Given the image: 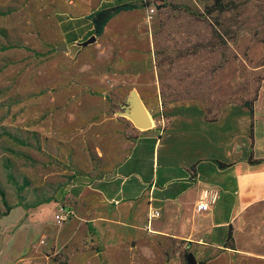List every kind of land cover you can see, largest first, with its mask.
<instances>
[{"label": "rangeland", "instance_id": "obj_1", "mask_svg": "<svg viewBox=\"0 0 264 264\" xmlns=\"http://www.w3.org/2000/svg\"><path fill=\"white\" fill-rule=\"evenodd\" d=\"M223 1L206 13L213 0H0V189L13 206L0 215V264H264L194 217L184 228L180 211L166 224L163 204L147 207L136 239L105 248L87 205L134 169L150 190L165 101L199 100L210 116L258 96L264 118V0ZM122 2L146 5L94 35L86 16ZM43 199L42 212L23 207ZM60 207L73 213L57 223Z\"/></svg>", "mask_w": 264, "mask_h": 264}, {"label": "crops", "instance_id": "obj_2", "mask_svg": "<svg viewBox=\"0 0 264 264\" xmlns=\"http://www.w3.org/2000/svg\"><path fill=\"white\" fill-rule=\"evenodd\" d=\"M257 100L258 96L252 115L239 104L226 103L211 121L204 119L199 100L160 105L151 132L150 190L142 191L141 170L134 169L123 176L116 191L102 190L101 197L87 202L95 209L92 225L101 233L104 247L136 239L147 207L163 204L170 220L166 224H173L180 211L184 228L194 217L206 234H227L229 229L237 252L264 259V118L256 117ZM216 162L226 166L220 168ZM129 179L133 190L125 191ZM206 186L217 188L218 198L210 210L195 215L193 202L199 188ZM37 207L42 212L48 203Z\"/></svg>", "mask_w": 264, "mask_h": 264}, {"label": "trees", "instance_id": "obj_3", "mask_svg": "<svg viewBox=\"0 0 264 264\" xmlns=\"http://www.w3.org/2000/svg\"><path fill=\"white\" fill-rule=\"evenodd\" d=\"M145 6L146 2H143L142 4H136V3H131V2H122V3H117L111 6H106V7H101L98 9L93 10L92 12H90L86 17L89 20L91 27H92V33L94 35H99L102 31L103 26L105 25V23L115 14L121 12V11H128V10H132L135 8H138L139 6ZM231 7V2L226 1L224 2L223 0H213L211 7L209 9L206 10V13H209L212 10H216V11H224L227 10ZM189 14L194 16L195 18L201 17V14L197 13V12H192L189 11ZM256 96H254L252 99L247 100L242 102L241 104H239L242 107H245L250 114L252 115V105L253 102L255 101ZM171 101H176V100H171ZM171 101H165L162 104L166 103V102H171ZM160 104V105H162ZM205 109V113H204V119L207 121H211L214 120L217 116V110L215 112H213L210 116L209 113H211V109L209 107L204 106ZM250 163H255L258 160H248ZM218 167L223 168L226 165L222 164L220 162H216ZM0 201L1 204L4 208V211L2 213H0V215H6L8 213V211L13 207L11 205H8L5 199V194L4 192L0 189ZM50 201V199H43V200H39L37 202H35L34 204L28 205V206H23L24 208H28V207H35L41 203H48ZM231 236H230V232L229 229L227 231V234L225 236V240H230Z\"/></svg>", "mask_w": 264, "mask_h": 264}, {"label": "built area", "instance_id": "obj_4", "mask_svg": "<svg viewBox=\"0 0 264 264\" xmlns=\"http://www.w3.org/2000/svg\"><path fill=\"white\" fill-rule=\"evenodd\" d=\"M219 191L212 186L201 187L198 190L197 196L193 202V211L195 213H203L212 208L218 198ZM72 215V210L60 207L53 215L54 221L57 223L63 222ZM159 215L156 209L151 210L147 216L155 218Z\"/></svg>", "mask_w": 264, "mask_h": 264}, {"label": "water", "instance_id": "obj_5", "mask_svg": "<svg viewBox=\"0 0 264 264\" xmlns=\"http://www.w3.org/2000/svg\"><path fill=\"white\" fill-rule=\"evenodd\" d=\"M140 112L138 113L139 115V118L141 120V122H143L144 124H147L149 119H147L146 115H145V112L144 111H141L139 110Z\"/></svg>", "mask_w": 264, "mask_h": 264}, {"label": "bare ground", "instance_id": "obj_6", "mask_svg": "<svg viewBox=\"0 0 264 264\" xmlns=\"http://www.w3.org/2000/svg\"><path fill=\"white\" fill-rule=\"evenodd\" d=\"M148 119V118H147Z\"/></svg>", "mask_w": 264, "mask_h": 264}]
</instances>
